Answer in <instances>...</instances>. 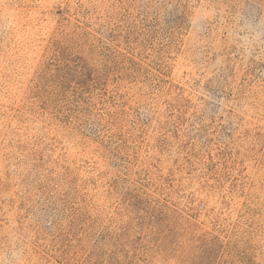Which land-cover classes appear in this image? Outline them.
<instances>
[{
	"label": "rangeland",
	"instance_id": "rangeland-1",
	"mask_svg": "<svg viewBox=\"0 0 264 264\" xmlns=\"http://www.w3.org/2000/svg\"><path fill=\"white\" fill-rule=\"evenodd\" d=\"M0 264H264V0H0Z\"/></svg>",
	"mask_w": 264,
	"mask_h": 264
}]
</instances>
